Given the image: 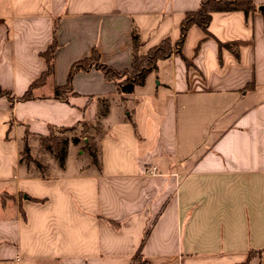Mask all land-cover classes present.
Returning <instances> with one entry per match:
<instances>
[{"label": "crops", "instance_id": "0c3cea01", "mask_svg": "<svg viewBox=\"0 0 264 264\" xmlns=\"http://www.w3.org/2000/svg\"><path fill=\"white\" fill-rule=\"evenodd\" d=\"M201 1L0 0V264H139L138 250L149 264H264V0L214 12L209 34L191 27L192 65L172 53L132 93L95 67L69 80L94 50L130 69L134 30L143 51L174 45ZM56 25L53 73L19 100ZM98 97L101 169L46 175L22 158L27 131L96 123Z\"/></svg>", "mask_w": 264, "mask_h": 264}, {"label": "trees", "instance_id": "16d2710c", "mask_svg": "<svg viewBox=\"0 0 264 264\" xmlns=\"http://www.w3.org/2000/svg\"><path fill=\"white\" fill-rule=\"evenodd\" d=\"M255 10L256 5L254 3V0H202L197 10L185 13V16L180 24V38L176 43H174V45L172 44L171 37L168 36L162 39L157 45L153 46V48L147 51H143V41L141 40L139 32H137V30H134L131 39L132 65L130 69L124 70V72L116 71L111 66H108L102 61H100L97 51L94 50L93 56L91 58L80 60L78 63L74 64L69 73V80H71L72 76L75 73L80 72V70L88 71L92 67H95L103 73V75L108 81L111 80L115 82L117 90L120 91V94L132 93L133 88L135 86H140V84H143L146 77L157 68L158 62L161 60L168 59L172 53L178 54L185 61L188 67L192 65V63L182 55V49L184 44L183 42L191 27L198 26L199 28H202V30H204L206 34H209L208 26L212 20L214 12L242 11L246 15H248L251 12H254ZM56 29L57 25L53 29V38L48 47L49 49L43 53V56L48 66L47 71L42 73L40 78L38 80H35V82L30 85L28 90L21 97L18 98L19 100L33 99L35 97V94L33 93L35 87L44 83L47 78H49L50 74L53 73V56L57 48ZM226 46L228 47L230 46V44ZM69 88V85H66L63 88H57L55 90V97L63 98L61 93H65L66 89ZM0 94L9 95L8 92L4 93L1 91ZM97 101L98 114L96 123H91L87 120L81 119V121L72 126H52L50 134L40 136L41 141L45 144L46 148H48L50 151H53L54 154L58 157V159H62L65 153L64 149L67 139L66 137L62 136L63 133H67V131L78 132L79 136L76 139L77 141H79L80 137L86 132H94V135H100L102 128V118L105 117L109 111V99L107 97H98ZM29 135L30 133L27 131L24 136L25 141L22 152H24L27 156V160H33V157L31 156L29 151ZM88 148L91 152L93 162L98 164L100 167L96 152L93 148ZM134 259L139 261V264H149V260L143 256L140 250L137 251V254L134 256Z\"/></svg>", "mask_w": 264, "mask_h": 264}, {"label": "rangeland", "instance_id": "374dc122", "mask_svg": "<svg viewBox=\"0 0 264 264\" xmlns=\"http://www.w3.org/2000/svg\"><path fill=\"white\" fill-rule=\"evenodd\" d=\"M93 133L94 132H86L80 137L79 141L76 140L79 136L78 132L67 131V133H63L62 136L66 137L67 140L64 149L65 153L62 159H58L54 152L46 148L45 144L39 138L29 139V151L33 158L38 159L36 160L37 162H41L43 164L42 172L46 175L57 172L68 173L70 171L81 170L83 168L93 170L95 167L98 168L99 165L93 162L92 155L88 147L94 149L98 157L97 159L100 161V154L98 149H96L98 135H94ZM21 156H23L22 158L27 157L24 152ZM58 161L61 163V166L60 164H57ZM39 166H41L40 163ZM98 169H101V164Z\"/></svg>", "mask_w": 264, "mask_h": 264}, {"label": "built area", "instance_id": "2783aa9c", "mask_svg": "<svg viewBox=\"0 0 264 264\" xmlns=\"http://www.w3.org/2000/svg\"><path fill=\"white\" fill-rule=\"evenodd\" d=\"M155 169H156V168H155V167H153V168H152V170H151V173H153Z\"/></svg>", "mask_w": 264, "mask_h": 264}, {"label": "water", "instance_id": "95a60500", "mask_svg": "<svg viewBox=\"0 0 264 264\" xmlns=\"http://www.w3.org/2000/svg\"><path fill=\"white\" fill-rule=\"evenodd\" d=\"M259 9H261V10H262V9H263V7L261 6Z\"/></svg>", "mask_w": 264, "mask_h": 264}]
</instances>
